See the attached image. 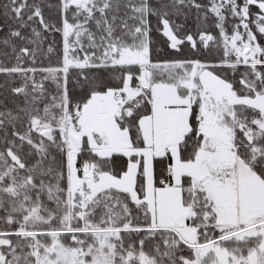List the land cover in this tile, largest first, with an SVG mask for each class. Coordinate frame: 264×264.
Returning a JSON list of instances; mask_svg holds the SVG:
<instances>
[{
    "label": "snow or ice",
    "instance_id": "6c2138e0",
    "mask_svg": "<svg viewBox=\"0 0 264 264\" xmlns=\"http://www.w3.org/2000/svg\"><path fill=\"white\" fill-rule=\"evenodd\" d=\"M0 7L17 25L0 73L25 101L0 111V264H264V0H59L58 23L35 0ZM191 8L218 37L177 34ZM153 17L173 52L219 61H154ZM49 32L62 66L24 67Z\"/></svg>",
    "mask_w": 264,
    "mask_h": 264
},
{
    "label": "trees",
    "instance_id": "16d2710c",
    "mask_svg": "<svg viewBox=\"0 0 264 264\" xmlns=\"http://www.w3.org/2000/svg\"><path fill=\"white\" fill-rule=\"evenodd\" d=\"M33 0H29V3H32ZM35 2L40 3L43 9V14L48 22L52 23H58L59 22V0H35ZM153 3H156L157 0H152ZM197 3L207 5L208 0H196ZM7 3V0H0V5ZM203 16V10H201V13L198 16L197 10L195 8L191 9H185L183 13L178 14V15H172L169 17V19L172 21V26L174 29H177V26H180L177 29V34L180 36H184L185 34H190L193 35L196 43L199 45V33L200 32H207L209 34H212L214 36L217 35L218 29L212 25L214 22V18L209 16L207 20L204 19V22H206V25L209 29H202L201 27L198 26V20L199 18H202ZM26 19V17H25ZM151 24H152V36L154 41L156 42L154 45V48L158 49V51H154L153 59L154 61L159 60L163 61L166 59H173V58H182V59H187V58H192V59H199L202 62H218L219 61V55L217 54V49H211L210 50H205L203 47H200V51L197 53L195 52L191 45L185 41V44L182 45V52L181 53H175L173 50L169 49L166 44V38L162 37L160 33L156 31L158 21L156 20L155 17L151 19ZM9 27H12L15 29L17 25L12 22L11 20H8L4 15H3V8L0 7V41H2L5 36L7 35ZM31 27H36L38 30L40 29V25L37 23H33L30 25L29 28L27 29H22V33L25 36H30L31 35ZM162 27V26H161ZM232 25H228V30L229 32L231 31ZM42 51H37V55L35 58V64H32L31 58H25L23 61V66L24 67H35L37 69L40 68H48V67H59L62 66V59H63V43H62V37L60 33L57 32H49V33H42ZM264 43V41H261ZM17 45V51L19 50L20 46H25L27 45L26 41H15ZM51 45L54 49L52 53H48L47 49ZM28 47H33L32 45H27ZM7 52L9 55L5 56L4 53ZM17 63L15 56L11 54V49L10 48H5L2 43H0V66H6V67H12ZM243 70V66H241V71ZM75 71L72 70L71 74V79H70V89H72V85H74L76 76H75ZM29 76H32L33 74L29 73ZM46 73L37 71L35 73V77H45ZM227 76L229 79L232 78V73L229 70L227 72ZM238 75L236 77V87H239L238 84ZM24 84V78L20 74H13V76L9 77L6 74L0 73V111H6V110H11L12 112H16L19 107L24 106V96H16L12 93L11 89L13 87H19ZM46 88L50 92L55 91V86L51 83L50 85H45ZM31 88L29 87V91ZM75 92H78L79 89H72ZM21 124L17 123V128L23 132L21 129ZM3 133L0 132V136H2ZM2 142H0V148L2 147ZM121 162L120 158L114 157V163L112 164V169L114 171H119L121 168ZM2 226V225H0ZM151 246H149L150 250Z\"/></svg>",
    "mask_w": 264,
    "mask_h": 264
},
{
    "label": "rangeland",
    "instance_id": "374dc122",
    "mask_svg": "<svg viewBox=\"0 0 264 264\" xmlns=\"http://www.w3.org/2000/svg\"><path fill=\"white\" fill-rule=\"evenodd\" d=\"M200 20H198V26L199 27H201L202 29H209L208 27H207V25H206V22H204V18H203V16H202V18H199ZM210 19H214V18H210ZM212 25L215 27V24H214V22L212 23ZM217 37H218V33H217V35H216ZM262 41H264V40H262ZM63 46V45H62ZM212 49H216V47H215V45H212ZM62 50H63V48H62ZM32 62V61H31ZM33 64V63H32ZM238 79H239V76H238ZM35 80L37 81V82H40V81H43L44 82V84L45 85H50V81H48V80H44V77H35ZM29 87L31 88V81H29ZM18 128H20V127H18ZM21 129L22 130H24V127L23 126H21ZM19 130V129H18ZM21 131V130H20ZM3 147V146H2ZM2 147L0 148V150H2ZM69 243L71 242V241H68Z\"/></svg>",
    "mask_w": 264,
    "mask_h": 264
}]
</instances>
